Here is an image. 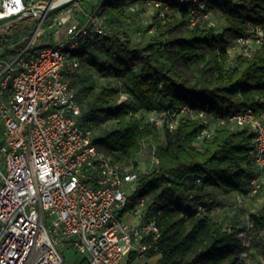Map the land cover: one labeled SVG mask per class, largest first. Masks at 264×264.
I'll list each match as a JSON object with an SVG mask.
<instances>
[{"label":"trees","instance_id":"16d2710c","mask_svg":"<svg viewBox=\"0 0 264 264\" xmlns=\"http://www.w3.org/2000/svg\"><path fill=\"white\" fill-rule=\"evenodd\" d=\"M144 1L97 0L93 5L92 9H102L109 33L85 36L75 55L82 64L97 45L111 63H92L105 82L98 92L83 90L96 98L87 111L81 104L82 91H75L81 109L79 122L92 130L93 143L112 162L138 172L136 189L124 212L145 199L141 218L155 221L160 230L158 248L149 255L156 256L153 264H262L264 185L248 194L255 165L247 129L224 123L201 140V119L179 115L174 127L168 128L149 122L147 112L159 113L181 104L222 117L246 107L264 109V39L249 52L229 51L238 38L253 35L251 29L264 28V0H205L203 12L223 19L221 29L216 23L208 25V19L189 26V5L158 0L161 5L152 10L149 23L138 26L142 41L115 35L112 24L131 22L138 7L147 11ZM132 5L135 11H130ZM75 69L67 66L64 72L75 76ZM121 93L127 97L119 101ZM164 118L173 119L168 113ZM103 121L112 127L102 125ZM150 140L158 164L143 172L137 158L143 143ZM196 185L212 191L193 192ZM216 190L233 194L237 200H261L248 211L247 244L241 243L238 227L228 228L213 215V208L221 203ZM186 200L194 208H187ZM76 264H86V259L82 257Z\"/></svg>","mask_w":264,"mask_h":264},{"label":"built area","instance_id":"2783aa9c","mask_svg":"<svg viewBox=\"0 0 264 264\" xmlns=\"http://www.w3.org/2000/svg\"><path fill=\"white\" fill-rule=\"evenodd\" d=\"M56 2L0 0V18L17 16L4 25L37 19L39 28L47 16L43 10ZM176 2L189 5V26L201 19L215 25L203 12L205 0ZM160 5L158 0L143 2L149 13ZM54 22L65 28V37L56 44L36 46L31 38L8 56L0 55V264H63L59 242L82 255L86 264H143L145 256L156 252L160 230L155 221L141 218L144 198L124 212L138 172L112 162L93 143L92 130L79 122L80 105L64 72L67 66L79 67L75 51L85 36L109 33L102 9L86 12L82 21L59 14ZM250 32L253 35L238 38L229 51L249 52L263 41V27ZM167 113L172 120H165ZM179 115L201 119V140L224 123L246 128L255 165L248 194L264 185V109L246 107L222 117L181 104L147 112V120L172 128ZM153 159L157 165L154 154ZM129 216L131 221L124 220Z\"/></svg>","mask_w":264,"mask_h":264},{"label":"rangeland","instance_id":"374dc122","mask_svg":"<svg viewBox=\"0 0 264 264\" xmlns=\"http://www.w3.org/2000/svg\"><path fill=\"white\" fill-rule=\"evenodd\" d=\"M97 0H75L64 8L59 10L57 13L49 14L44 20L42 21L39 28V21L37 19H24L12 22L10 24L4 25L0 27V55L7 54L11 50H15L24 42L28 41L29 39H35L36 43L43 42L47 40L50 36L54 38V32L56 38H62L64 35V27H59L54 22V17L59 14H68L70 13L71 17L82 21L84 20V14L90 11L93 5L96 3ZM151 14L144 10L143 8L138 7L135 11L133 16V20L120 22V23H113L111 28L112 32L115 35H128L134 41H142L143 37L138 32V26H144L149 23V16ZM211 18L216 23V27L221 29L225 26V22L223 19L219 18L216 15H211ZM49 24H52L49 26ZM44 32L41 31V29ZM61 30H59V29ZM47 35V36H46ZM53 42L52 40L50 41ZM9 54H7L8 56ZM6 56V57H7ZM98 63L101 65H109L111 63V58L106 54L103 48L99 46H95L87 55V60L84 63H80V67L74 70L75 76L66 74L67 80L75 89L76 92H81V99L83 102V108L85 111L88 110V107L94 105L96 103V98L91 97L85 94V91L88 88L94 89V91L98 92L100 84L105 82V77L102 76L98 71H96L92 67V63ZM110 77V76H108ZM126 94H119V101L126 99ZM102 125H107L112 127V123H107L106 121L101 122ZM96 132V131H95ZM97 133V132H96ZM153 146L154 143L150 141H146L143 143V148L138 155V165L141 171H149L156 167L153 159ZM212 191L211 188H200L199 185H196L193 189V192L203 193V192H210ZM218 200L221 202L217 206L213 208V215L217 218H220L223 221V224L228 228L230 226H236L240 229L238 233L239 239L241 243L247 244L248 239L246 235V228L249 225L248 221V211L252 208L257 207L261 204V200H251L246 197H238L239 200L242 199L241 202L237 200V198L233 194L225 193L221 190H216ZM184 205L192 209L194 208V204L189 200L183 202ZM126 221H131L130 216L125 217ZM57 249L60 251L61 255L63 256V264H76L81 258L82 255L78 254L72 247L64 242H59L57 244ZM261 262L264 264V252L260 255ZM156 256L144 257L143 264H153ZM142 259H137V262H141Z\"/></svg>","mask_w":264,"mask_h":264},{"label":"water","instance_id":"95a60500","mask_svg":"<svg viewBox=\"0 0 264 264\" xmlns=\"http://www.w3.org/2000/svg\"><path fill=\"white\" fill-rule=\"evenodd\" d=\"M75 0H64V1H57L54 5L47 7L46 9H44L43 11L49 15L52 14L58 10H61L62 8H64L66 5H68L69 3L73 2ZM16 15H11V16H7V17H3L0 18V26L6 24L7 22H9L10 20L16 18Z\"/></svg>","mask_w":264,"mask_h":264},{"label":"crops","instance_id":"0c3cea01","mask_svg":"<svg viewBox=\"0 0 264 264\" xmlns=\"http://www.w3.org/2000/svg\"><path fill=\"white\" fill-rule=\"evenodd\" d=\"M41 29V28H40ZM59 29V28H58ZM59 30H61V29H59ZM64 31V35H63V37L62 38H56L55 37V33L58 31V30H56L55 32H54V38H51L50 39V36L47 38V40H44L43 42H39V43H36L35 42V45L36 46H39V45H42V44H44V43H49V44H56L60 39H63L64 37H65V28L63 29ZM41 31L42 32H44V30L43 29H41ZM47 36V35H46ZM53 41L52 43L50 42V41ZM36 41V40H35Z\"/></svg>","mask_w":264,"mask_h":264},{"label":"bare ground","instance_id":"6f19581e","mask_svg":"<svg viewBox=\"0 0 264 264\" xmlns=\"http://www.w3.org/2000/svg\"><path fill=\"white\" fill-rule=\"evenodd\" d=\"M57 1H59V2H60V1H64V0H57Z\"/></svg>","mask_w":264,"mask_h":264}]
</instances>
